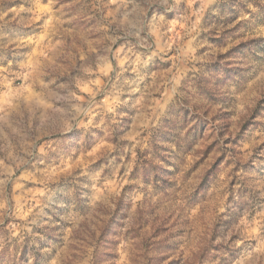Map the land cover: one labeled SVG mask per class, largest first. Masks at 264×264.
I'll list each match as a JSON object with an SVG mask.
<instances>
[{"label":"rangeland","instance_id":"rangeland-1","mask_svg":"<svg viewBox=\"0 0 264 264\" xmlns=\"http://www.w3.org/2000/svg\"><path fill=\"white\" fill-rule=\"evenodd\" d=\"M0 264H264V0H0Z\"/></svg>","mask_w":264,"mask_h":264}]
</instances>
